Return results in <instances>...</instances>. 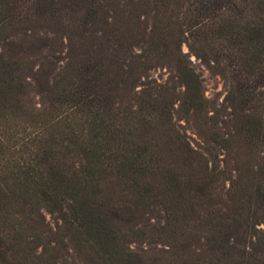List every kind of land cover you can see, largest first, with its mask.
Returning <instances> with one entry per match:
<instances>
[{
	"label": "trees",
	"instance_id": "trees-1",
	"mask_svg": "<svg viewBox=\"0 0 264 264\" xmlns=\"http://www.w3.org/2000/svg\"><path fill=\"white\" fill-rule=\"evenodd\" d=\"M263 224L264 0H0V264H264Z\"/></svg>",
	"mask_w": 264,
	"mask_h": 264
},
{
	"label": "rangeland",
	"instance_id": "rangeland-1",
	"mask_svg": "<svg viewBox=\"0 0 264 264\" xmlns=\"http://www.w3.org/2000/svg\"><path fill=\"white\" fill-rule=\"evenodd\" d=\"M184 51L188 52V47L184 46ZM196 70L203 76L204 80V90L207 100L209 101L212 107H219L223 102V99L226 95L227 87L224 79L218 75L216 72H213L200 61H197L195 58H192ZM154 77L167 78L166 71H158L154 74ZM34 102H38V98L34 97ZM184 125V124H183ZM189 134V133H188ZM48 221L53 222L50 216H47ZM264 229V224L262 225Z\"/></svg>",
	"mask_w": 264,
	"mask_h": 264
}]
</instances>
